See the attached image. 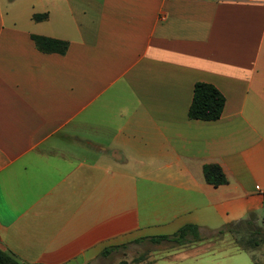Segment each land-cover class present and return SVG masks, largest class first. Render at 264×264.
<instances>
[{
  "label": "crops",
  "instance_id": "0c3cea01",
  "mask_svg": "<svg viewBox=\"0 0 264 264\" xmlns=\"http://www.w3.org/2000/svg\"><path fill=\"white\" fill-rule=\"evenodd\" d=\"M197 83L220 119L190 118ZM186 225L200 240H152ZM0 246L22 264H264V0H0Z\"/></svg>",
  "mask_w": 264,
  "mask_h": 264
},
{
  "label": "trees",
  "instance_id": "16d2710c",
  "mask_svg": "<svg viewBox=\"0 0 264 264\" xmlns=\"http://www.w3.org/2000/svg\"><path fill=\"white\" fill-rule=\"evenodd\" d=\"M35 21H43L47 18V14L34 15ZM33 40L37 48L43 53H58L65 54L68 50V43L61 40L47 38L43 36H33ZM225 97L214 86L206 83H197L194 89L193 102L189 111V116L194 120L201 121H216L221 118L224 106ZM204 175L207 183L218 187L226 184L227 178L222 169L217 165H208L204 168ZM188 237L194 241L200 240L201 235L199 228L194 225H186L182 227L173 236H163L153 238L152 240H168L177 244H182L188 240ZM0 264H22L12 254L5 251L0 246Z\"/></svg>",
  "mask_w": 264,
  "mask_h": 264
},
{
  "label": "rangeland",
  "instance_id": "374dc122",
  "mask_svg": "<svg viewBox=\"0 0 264 264\" xmlns=\"http://www.w3.org/2000/svg\"><path fill=\"white\" fill-rule=\"evenodd\" d=\"M122 264H124V263H122Z\"/></svg>",
  "mask_w": 264,
  "mask_h": 264
}]
</instances>
